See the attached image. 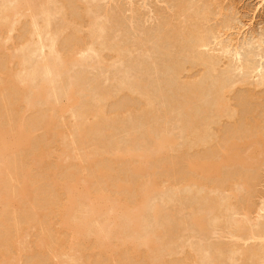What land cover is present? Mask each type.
Segmentation results:
<instances>
[{
  "label": "rangeland",
  "instance_id": "374dc122",
  "mask_svg": "<svg viewBox=\"0 0 264 264\" xmlns=\"http://www.w3.org/2000/svg\"><path fill=\"white\" fill-rule=\"evenodd\" d=\"M35 3L49 10L48 27L44 15L38 14L33 23L28 10H23L21 17L8 18L0 10V86L4 87L0 91V123L6 125L10 117L34 116L38 121L32 124V133L36 140L44 138L29 152L42 146L40 149L18 162L19 167L31 168L36 183L32 187L34 202L38 203L41 192L48 187L59 205L67 202L63 188L73 182L98 191V196L125 198L129 194L135 196L144 182L155 179V185L162 189L156 199L168 211L172 234L164 236L159 246H140L135 251L130 248V264H211L203 256L206 247L214 256V264H264L263 239L236 242L231 237L235 220L245 230L264 229V159L248 168L222 166L220 174L208 176L186 165L188 155L201 162L200 154L236 132L239 141L248 136L255 138L259 131L264 135V0ZM53 32L64 55L72 49H82L86 59L62 76L64 85L71 81L80 88V100L75 106L81 112L77 117L71 110L56 112L53 122L47 125L50 107L28 109L21 87L24 74L41 58L30 53L31 44ZM201 36L210 44L194 49ZM221 86L226 89L220 91ZM62 92L63 88L59 100L65 104ZM219 92L226 105L222 114L205 112L213 108ZM41 114L46 116L42 120ZM191 117L199 131H210L211 138L187 149L188 139L177 129L186 126ZM77 124L85 129L87 140L80 149L70 145L65 154L63 142H70ZM44 125L51 129L48 140ZM93 125L95 129L90 130ZM163 128L173 130L178 143L163 149L165 154L150 161L139 175L123 176L125 171L119 161L106 154L108 149L132 140L150 142V134L158 136ZM67 154L71 155L69 160ZM41 155L42 162H38ZM184 183L191 187L183 190L177 200L172 188ZM212 202L218 218L215 234L207 239L209 244L200 245L197 232L186 230L179 235L177 231L182 227L177 223L180 216L176 210L187 207L186 216L189 207L197 209ZM22 209L29 217L31 206L25 204ZM48 217V241H56L51 246L53 250L37 247V236L43 235L37 221L21 223L19 234L27 243L20 250L11 246V252H7L10 261L91 264L96 259L100 253L96 244H89L84 238L73 241L72 231L62 226L58 216L49 212ZM147 219L152 221L149 215ZM125 251L115 250L109 256L110 264H119ZM1 263L5 264L4 260Z\"/></svg>",
  "mask_w": 264,
  "mask_h": 264
},
{
  "label": "bare ground",
  "instance_id": "6f19581e",
  "mask_svg": "<svg viewBox=\"0 0 264 264\" xmlns=\"http://www.w3.org/2000/svg\"><path fill=\"white\" fill-rule=\"evenodd\" d=\"M35 1L1 0L0 10L5 12L7 18L21 17L24 14L22 11L28 10L31 13L33 23H36L38 14L44 15L43 20L46 27H48L50 25V12L43 6L39 7ZM94 25L96 26V24ZM99 28L103 29L102 24H99ZM196 42L194 49L206 47L210 44V41L204 36L197 37ZM46 49L48 50L47 53H45ZM82 51V49H72L69 55H64L58 48L57 34L54 32L49 37L40 38L37 42L31 44L30 53L39 54L41 58L24 74L21 97L25 100L28 109L36 110L43 105L50 107L47 125L53 122L56 112L71 110L76 117L77 113L81 112L75 106L80 100L77 94L80 88L71 81L64 85L62 76L65 72L68 73L71 70V66L84 63L86 57ZM77 53H81V56H77ZM3 88L0 86V91ZM62 88V96L65 98L67 106L61 104L59 100ZM223 89H226V86H221L220 91ZM185 106L187 107V105ZM225 106L222 92H219L213 108L206 109L205 112L212 110L217 116H220ZM41 115V120L46 117H44L45 114ZM37 121L38 119H35L34 116L29 119L10 117L6 125L0 123L1 261L4 260L5 264H14L8 259L7 252H11L12 245L19 250L25 247L27 240H24V235L19 234L21 223L25 222L37 221L43 232L42 236H37L35 242L37 247L41 250L44 247L53 250L51 246L56 241H48L49 229L45 223L49 222V212L58 216L64 228L72 231L73 241L78 242L84 238L87 243L98 246L100 253L91 264H110L109 256L115 250L122 248L126 251L118 263L130 264L128 256L130 248L135 251L140 246L147 248L159 246L164 236L172 234L170 218L166 217L168 211L164 210L160 201L156 199L157 194L162 189L155 185V179L144 182L143 188L135 196L129 194L125 198L121 195L112 197L109 194L98 196V191H90L88 186L73 182L67 188H63L67 192V202L59 205L52 188L48 187L41 192L38 203H35L34 194H32L35 178L31 176V168L30 166L25 168V165L19 167L18 162L22 163L26 157L42 147L34 149L32 153L29 152L38 146L40 141L42 143V140H44V138L36 140L32 133V124H37ZM195 123L194 117H191L186 126L182 125L177 129L179 133H185L188 139L187 149L205 143L208 138H211L210 131L206 128L199 131L195 127ZM44 128L47 130L46 139L48 140L49 130L51 129L46 125H44ZM93 129H95L94 125L91 126L90 130ZM71 134L70 142H63V153L65 154L70 145H73L75 149L83 148L88 137L85 129L78 124ZM237 135L238 132L223 138L220 142H217L214 148L200 154L201 162L190 158L188 155L186 165L189 169H200L205 176H208L220 174L222 166L248 168L261 162L264 159V135L259 131L257 137L251 138L248 136L245 141H239L240 137H237ZM150 136V142L132 140L122 147L115 146L107 150L106 154H110L115 161H119V165L122 166L120 168L125 171L123 176L129 178L139 175L142 170L149 166L150 161L158 156L161 158L165 154L162 152L163 149L178 143L174 131L166 128H163L158 136L153 134H150ZM70 158L71 155L67 154L66 160ZM38 162H42V155ZM34 165L36 166V161H33ZM244 173L246 175V172ZM244 184L248 188V182L245 181ZM190 187V184L184 183L181 187L172 188L174 194L177 195V200H180V193ZM17 195H20L19 200L16 199ZM212 200L213 197L210 198V201ZM25 204L30 205L32 208L30 216L27 218L22 209ZM186 208L183 206L176 210V215L180 216L177 223L182 227L177 232H180L179 235L186 230L197 232L201 239L199 244H209L207 239L215 234L217 226L215 221L218 218L213 202L209 206H201L197 209L189 207L187 209L189 212L185 216L184 211ZM174 214L173 212L172 218ZM147 215L151 217L152 221L147 219ZM162 217L163 221H160ZM232 228L231 237L236 242L248 239L264 240V229L254 230L249 228L245 230L244 225L238 220L232 223ZM2 231L5 232L4 236L3 234L1 236ZM217 249L220 250L221 248ZM203 256L211 264H214V256L207 247L203 250ZM1 261L0 264H3Z\"/></svg>",
  "mask_w": 264,
  "mask_h": 264
}]
</instances>
